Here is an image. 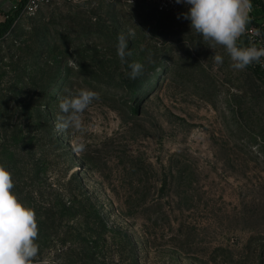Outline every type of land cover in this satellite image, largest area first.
<instances>
[{
  "label": "rangeland",
  "instance_id": "obj_1",
  "mask_svg": "<svg viewBox=\"0 0 264 264\" xmlns=\"http://www.w3.org/2000/svg\"><path fill=\"white\" fill-rule=\"evenodd\" d=\"M20 9L0 36V165L35 213L34 264H264V76L233 69L187 6ZM81 89L99 98L58 131L60 99Z\"/></svg>",
  "mask_w": 264,
  "mask_h": 264
},
{
  "label": "clouds",
  "instance_id": "obj_2",
  "mask_svg": "<svg viewBox=\"0 0 264 264\" xmlns=\"http://www.w3.org/2000/svg\"><path fill=\"white\" fill-rule=\"evenodd\" d=\"M175 3L188 7L181 15L190 21L191 30L211 45L225 48L233 69L244 70L254 62L264 63V47L238 45L239 38L251 23L252 0H175ZM256 35H261L259 29H256ZM117 40V56L122 63H127V57L131 55L128 38L120 34ZM212 59L215 65L223 63L221 55L215 54ZM128 68L131 79L138 78L144 71L139 62L128 64ZM98 98L97 92L88 89L61 98L62 115L57 118V130L79 129L82 114ZM13 188L11 173L0 165V264H34L39 251L35 242L38 236L35 213L18 201L11 191Z\"/></svg>",
  "mask_w": 264,
  "mask_h": 264
},
{
  "label": "built area",
  "instance_id": "obj_3",
  "mask_svg": "<svg viewBox=\"0 0 264 264\" xmlns=\"http://www.w3.org/2000/svg\"><path fill=\"white\" fill-rule=\"evenodd\" d=\"M129 5L143 3L152 6L157 12H169L185 6L183 4H176L175 0H123ZM73 3L75 0H25L22 5H14L12 10L21 8V12L26 15H33L43 6L51 5L53 3ZM251 23L247 26V31L239 38L238 42L241 47L255 46L257 48L264 47V0H252ZM256 29L261 32L260 36L256 35ZM264 59V58H262ZM254 64L258 67L260 72H264V63Z\"/></svg>",
  "mask_w": 264,
  "mask_h": 264
},
{
  "label": "trees",
  "instance_id": "obj_4",
  "mask_svg": "<svg viewBox=\"0 0 264 264\" xmlns=\"http://www.w3.org/2000/svg\"><path fill=\"white\" fill-rule=\"evenodd\" d=\"M24 1L25 0H23L22 2L24 3ZM18 10L14 11V13H15L14 16H12V17L8 16V18L5 21L0 22V36H2L10 28L11 24L15 21L17 14H18ZM247 68L256 75L262 74L264 76V72L259 73L258 71H256L255 69H253L252 67H249V66Z\"/></svg>",
  "mask_w": 264,
  "mask_h": 264
},
{
  "label": "crops",
  "instance_id": "obj_5",
  "mask_svg": "<svg viewBox=\"0 0 264 264\" xmlns=\"http://www.w3.org/2000/svg\"><path fill=\"white\" fill-rule=\"evenodd\" d=\"M18 2V3H17ZM5 3H9V5L11 6V8L14 6V5H18L19 4V0H6ZM0 22H3L1 21L0 19Z\"/></svg>",
  "mask_w": 264,
  "mask_h": 264
}]
</instances>
